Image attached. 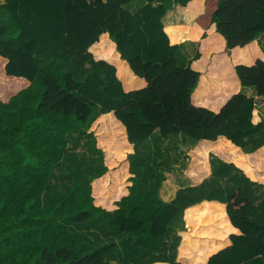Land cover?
Returning a JSON list of instances; mask_svg holds the SVG:
<instances>
[{
  "label": "trees",
  "instance_id": "obj_1",
  "mask_svg": "<svg viewBox=\"0 0 264 264\" xmlns=\"http://www.w3.org/2000/svg\"><path fill=\"white\" fill-rule=\"evenodd\" d=\"M132 1L0 5V264H109L116 243L78 244L67 224L101 219L123 237L158 248L168 225L189 210L173 264H264V202L254 206L249 198L252 187L264 188V144L243 149L264 109V0H204L189 27L164 26L167 7L152 6L154 0L132 13L124 8ZM173 1L186 7L191 0ZM186 40L197 50L180 68L176 55ZM235 85L253 87L256 97L234 92ZM103 115L126 142L111 159L127 165V176L110 207L95 196L114 171L96 134ZM78 130L92 136L102 169L45 205L68 135ZM155 130L195 141L182 170L195 185L231 170L242 185L196 198L187 197L195 189L188 188L171 202L160 200L136 167L138 145ZM210 154L222 162L213 171ZM166 177L163 197L172 194L175 173ZM124 253L122 264L137 263Z\"/></svg>",
  "mask_w": 264,
  "mask_h": 264
},
{
  "label": "crops",
  "instance_id": "obj_2",
  "mask_svg": "<svg viewBox=\"0 0 264 264\" xmlns=\"http://www.w3.org/2000/svg\"><path fill=\"white\" fill-rule=\"evenodd\" d=\"M4 3V0H0V5ZM146 4L145 0H133L130 4L124 6L125 9L134 13ZM165 5L167 11L162 17L161 22L164 26H179V27H189L192 25L193 20L196 16L203 13L204 11V0H191L186 7H181L179 4H176L173 0H154L151 5ZM166 15H169L170 20L166 21L164 18ZM183 46H185L183 48ZM197 50V42L186 40L181 43L180 49L176 55L178 67L184 68L187 66V62L191 59ZM240 50V49H238ZM235 50L231 52L233 54ZM234 92H241L248 98H255L256 91L253 87H240L235 85L233 87ZM157 141V143H162L165 140L168 141H180L182 148L184 149V163L179 170H172L171 172H165L167 174L175 173V178L171 180L172 183V194L169 197H163L161 195V188L164 181L161 182L159 187H156V181L151 178L148 181V184L152 189L157 188L158 196L160 200L164 202H171L175 200L177 194L180 191H185L188 188H195L187 192V197L196 198L212 195L214 193L225 194L228 190H231L235 187L242 185L240 173L236 170H231L229 174H226L222 177H218L214 174H211L204 183L195 185L190 179H188L184 174H182L183 167L185 166L188 158L186 157V151L191 148L195 141L184 134L180 133L177 135H170L168 138H162L159 135L158 130H155L152 136L143 141L137 147V156L143 148L146 146L150 147L151 140ZM253 138L245 139L243 144V149L246 152H250L256 148L253 146L251 141ZM164 145V143L162 144ZM139 158V157H138ZM209 160L211 162V171L215 170L221 166V161L214 155H209ZM174 171V172H173ZM140 176L142 171L139 170ZM255 188V187H254ZM264 188L254 189L253 193L249 195V198L253 201L254 206L259 205V203L264 202ZM190 211V210H189ZM189 211H186L182 215L180 212L175 219L168 225L167 231L162 235V245L158 248H152L149 243L145 240L136 239L135 237H123L119 233L110 229L106 222L101 219H92L80 224H67V228L74 235L76 242L78 244H85L90 240H94L100 245L107 243H116V248L113 252L109 253L110 262L109 264H122L123 261H128L124 252L131 254L137 263L130 264H173L176 254V245H177V232L184 227V223H188ZM184 220V221H183ZM124 240H129L134 246L133 248L124 247Z\"/></svg>",
  "mask_w": 264,
  "mask_h": 264
},
{
  "label": "rangeland",
  "instance_id": "obj_3",
  "mask_svg": "<svg viewBox=\"0 0 264 264\" xmlns=\"http://www.w3.org/2000/svg\"><path fill=\"white\" fill-rule=\"evenodd\" d=\"M70 56L69 58L72 60L78 58L73 54ZM85 65H87L86 62ZM257 115L260 123L256 128L254 140L251 141L256 148L264 144V109L259 108ZM96 134L98 142L107 153L104 164L114 170L105 176V182L102 183L100 189L95 191L96 203L110 207L112 202L124 191V179L127 176V165L116 167L111 159L116 153L126 148V142L121 127L107 115L100 117ZM163 143L164 145H162ZM149 146L141 150L138 156L139 160L136 163V167L142 171L141 176L145 180L149 181L151 178L158 184L166 178L165 172L179 170L182 167L185 156L180 141L165 140L158 144L157 141L152 139ZM101 169L99 156L93 149L92 136L86 134L83 130L70 133L63 160L56 168L43 195L44 204H51L55 200L53 198L55 195H57L56 199L61 197L67 192L70 185L76 183L80 178L99 173ZM256 188L261 189L258 186ZM256 188L252 187L251 193Z\"/></svg>",
  "mask_w": 264,
  "mask_h": 264
}]
</instances>
